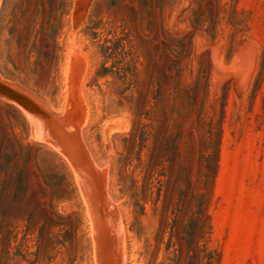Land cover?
Instances as JSON below:
<instances>
[{
	"label": "rangeland",
	"instance_id": "rangeland-1",
	"mask_svg": "<svg viewBox=\"0 0 264 264\" xmlns=\"http://www.w3.org/2000/svg\"><path fill=\"white\" fill-rule=\"evenodd\" d=\"M38 17L58 47L40 90L13 42ZM0 75L79 125L124 264H264V0H1ZM0 99L32 150L0 192V264H92L72 162Z\"/></svg>",
	"mask_w": 264,
	"mask_h": 264
},
{
	"label": "water",
	"instance_id": "water-1",
	"mask_svg": "<svg viewBox=\"0 0 264 264\" xmlns=\"http://www.w3.org/2000/svg\"><path fill=\"white\" fill-rule=\"evenodd\" d=\"M0 97L30 119L33 139L52 144L72 162L94 223L92 264H124L120 205L114 204L106 171H97L79 125L46 110L1 75Z\"/></svg>",
	"mask_w": 264,
	"mask_h": 264
},
{
	"label": "trees",
	"instance_id": "trees-1",
	"mask_svg": "<svg viewBox=\"0 0 264 264\" xmlns=\"http://www.w3.org/2000/svg\"><path fill=\"white\" fill-rule=\"evenodd\" d=\"M39 20L38 17V25L41 26L38 37L18 32L14 35L13 42L19 49L20 56H24L28 48L30 49L29 55L33 52L38 54L35 62L36 67H38V81L32 83L29 77H25V84L27 86L34 84L40 90L44 82L42 73L56 61L58 47L55 21L51 17L50 19H42L41 22ZM18 119H23L20 110L0 99V192L3 191V188L5 189L4 186L10 179L19 177L18 168L21 161L32 156L31 148L20 143L15 132L10 129L13 120Z\"/></svg>",
	"mask_w": 264,
	"mask_h": 264
},
{
	"label": "bare ground",
	"instance_id": "bare-ground-1",
	"mask_svg": "<svg viewBox=\"0 0 264 264\" xmlns=\"http://www.w3.org/2000/svg\"><path fill=\"white\" fill-rule=\"evenodd\" d=\"M1 1V0H0ZM2 79V78H1ZM3 80V79H2ZM4 81V80H3ZM6 82V81H5ZM12 85V84H11ZM14 86V85H13ZM15 87H17V86H15ZM18 88V87H17ZM19 89H20V87H19ZM27 94H29V93H27ZM31 96V95H30ZM34 99V98H33ZM40 106H42L41 105V103L39 102V101H37L36 99H34ZM44 106V105H43ZM45 109H47L46 107H44ZM48 110V109H47ZM62 118V117H61ZM68 120V119H67ZM75 124V123H74ZM53 146V145H52ZM91 154V153H90ZM92 157V156H91ZM93 158V157H92ZM93 161H94V159H93ZM94 163H95V161H94ZM71 164V163H70ZM95 165H97V164H95ZM97 168H98V166H96ZM99 169V168H98ZM102 170V169H101ZM75 174V173H74ZM106 174H107V172H106ZM108 176V175H107ZM79 183V182H78ZM82 194V193H81ZM84 197V196H83ZM86 203V202H85ZM92 226H93V224H92ZM122 226V225H121ZM94 227V226H93ZM94 229V228H93ZM94 235V234H93ZM123 242V241H122ZM124 249V248H123ZM126 256V255H125Z\"/></svg>",
	"mask_w": 264,
	"mask_h": 264
}]
</instances>
